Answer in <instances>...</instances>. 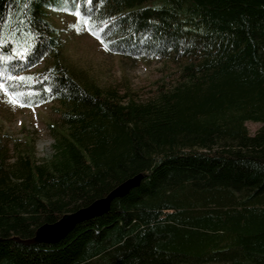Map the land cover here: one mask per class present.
<instances>
[{
  "label": "trees",
  "instance_id": "16d2710c",
  "mask_svg": "<svg viewBox=\"0 0 264 264\" xmlns=\"http://www.w3.org/2000/svg\"><path fill=\"white\" fill-rule=\"evenodd\" d=\"M61 7L112 53L174 63L175 79L135 98L76 76L48 18ZM0 79L59 113L44 159L0 134V264H264V0H0ZM138 172L60 241L13 238Z\"/></svg>",
  "mask_w": 264,
  "mask_h": 264
},
{
  "label": "rangeland",
  "instance_id": "374dc122",
  "mask_svg": "<svg viewBox=\"0 0 264 264\" xmlns=\"http://www.w3.org/2000/svg\"><path fill=\"white\" fill-rule=\"evenodd\" d=\"M48 18L58 29L62 47V62L78 77L94 82L101 88H113L120 94L146 98L161 83L172 82L176 77V65L165 59L136 61L112 53L94 36L77 12L66 7L48 11ZM53 60L46 57L41 63L20 76L19 84L41 71ZM54 101L38 105H24L19 98L5 88L0 79V134L11 139L30 140L34 155L41 160L53 152V137L49 124H56L59 113ZM250 133L259 123L247 121Z\"/></svg>",
  "mask_w": 264,
  "mask_h": 264
},
{
  "label": "water",
  "instance_id": "95a60500",
  "mask_svg": "<svg viewBox=\"0 0 264 264\" xmlns=\"http://www.w3.org/2000/svg\"><path fill=\"white\" fill-rule=\"evenodd\" d=\"M144 173L138 172L122 180L120 183L111 188L105 195L98 197L89 204L79 207L76 210L63 213L53 222H44L35 228L33 236L29 238H13L25 245L51 244L60 241L76 225L85 219L106 212L111 201L115 197L126 194L131 188L139 185Z\"/></svg>",
  "mask_w": 264,
  "mask_h": 264
}]
</instances>
